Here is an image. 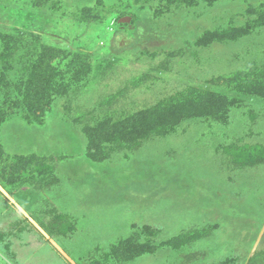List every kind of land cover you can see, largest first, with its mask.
I'll return each instance as SVG.
<instances>
[{"label": "rangeland", "instance_id": "rangeland-1", "mask_svg": "<svg viewBox=\"0 0 264 264\" xmlns=\"http://www.w3.org/2000/svg\"><path fill=\"white\" fill-rule=\"evenodd\" d=\"M0 33L67 74L0 114V264H264V0H0Z\"/></svg>", "mask_w": 264, "mask_h": 264}, {"label": "trees", "instance_id": "trees-1", "mask_svg": "<svg viewBox=\"0 0 264 264\" xmlns=\"http://www.w3.org/2000/svg\"><path fill=\"white\" fill-rule=\"evenodd\" d=\"M23 44V36L20 34L16 36L0 33V114L5 109H13L14 106L20 105L26 110L27 118L42 119L52 108L56 94L54 92L59 93L61 87H67L59 86V84L65 83L67 74H63L65 72L58 65L53 64V61L57 59L55 55L60 58L63 52L47 45L35 43L34 45L27 44L35 49L33 54H30V50H28L27 54L23 55ZM31 55L33 56L30 59L31 62H28V57ZM73 67L76 69H70V71H74L72 75L79 74L81 68L78 64H73ZM19 73L23 75L21 76ZM15 75H19L17 80L14 79ZM57 80L61 83L57 84ZM76 80V78H72L73 82ZM12 97L16 99V102H12ZM166 117L167 115H162L159 120L153 123L156 125L162 123ZM2 120L4 119L1 118ZM87 131H85L86 135ZM93 136L95 137L92 133ZM92 137L89 138L91 150L89 154L95 156L97 151H93L95 142Z\"/></svg>", "mask_w": 264, "mask_h": 264}, {"label": "water", "instance_id": "water-1", "mask_svg": "<svg viewBox=\"0 0 264 264\" xmlns=\"http://www.w3.org/2000/svg\"><path fill=\"white\" fill-rule=\"evenodd\" d=\"M120 22L121 23H130L131 22V18H123Z\"/></svg>", "mask_w": 264, "mask_h": 264}]
</instances>
